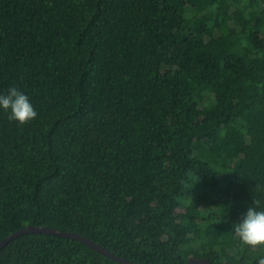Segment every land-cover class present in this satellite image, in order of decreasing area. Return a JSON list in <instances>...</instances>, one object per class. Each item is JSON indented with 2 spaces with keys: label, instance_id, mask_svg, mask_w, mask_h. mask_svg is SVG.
Here are the masks:
<instances>
[{
  "label": "trees",
  "instance_id": "1",
  "mask_svg": "<svg viewBox=\"0 0 264 264\" xmlns=\"http://www.w3.org/2000/svg\"><path fill=\"white\" fill-rule=\"evenodd\" d=\"M0 243L81 234L134 264H256L264 207V0H0ZM0 264H124L30 233Z\"/></svg>",
  "mask_w": 264,
  "mask_h": 264
},
{
  "label": "clouds",
  "instance_id": "2",
  "mask_svg": "<svg viewBox=\"0 0 264 264\" xmlns=\"http://www.w3.org/2000/svg\"><path fill=\"white\" fill-rule=\"evenodd\" d=\"M0 109L8 111V119L19 124H27L35 120L38 112L27 94L15 85L9 86L6 93H0ZM235 236L250 248L264 247V207L256 200L249 207L240 223L234 226ZM256 264H264V256L259 257Z\"/></svg>",
  "mask_w": 264,
  "mask_h": 264
},
{
  "label": "water",
  "instance_id": "3",
  "mask_svg": "<svg viewBox=\"0 0 264 264\" xmlns=\"http://www.w3.org/2000/svg\"><path fill=\"white\" fill-rule=\"evenodd\" d=\"M30 233H42V234H50V235H57V236H62V237H67V238H72L74 240H77L79 242H82L84 244H87L88 246H90L91 248L95 249L96 251L114 259L117 260L121 263L124 264H134L120 256L115 255L114 253L108 251L106 248L102 247L101 245L97 244L96 242H94L93 240L78 234V233H74V232H63L60 230H56L53 228H49V227H38V226H29L26 228H23L17 232H15L14 234L10 235L8 238H6L5 240H3L0 243V252L1 250L8 245L10 242H12L13 240L17 239L20 236H23L25 234H30ZM187 264H213L211 260L208 259H199V258H192L189 260V262Z\"/></svg>",
  "mask_w": 264,
  "mask_h": 264
}]
</instances>
